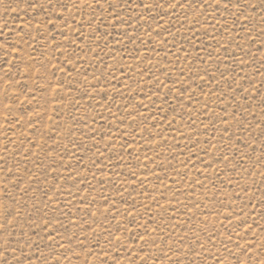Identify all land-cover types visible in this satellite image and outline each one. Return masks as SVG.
Returning a JSON list of instances; mask_svg holds the SVG:
<instances>
[{
	"label": "rangeland",
	"instance_id": "1",
	"mask_svg": "<svg viewBox=\"0 0 264 264\" xmlns=\"http://www.w3.org/2000/svg\"><path fill=\"white\" fill-rule=\"evenodd\" d=\"M0 264H264V0H0Z\"/></svg>",
	"mask_w": 264,
	"mask_h": 264
}]
</instances>
